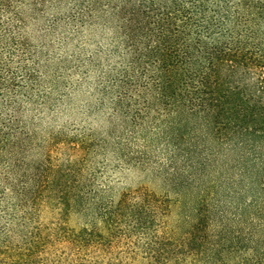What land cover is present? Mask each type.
<instances>
[{"label":"trees","instance_id":"obj_1","mask_svg":"<svg viewBox=\"0 0 264 264\" xmlns=\"http://www.w3.org/2000/svg\"><path fill=\"white\" fill-rule=\"evenodd\" d=\"M82 93L106 129L37 131ZM111 161L165 193L108 197ZM55 246L53 264H264V0H0V264Z\"/></svg>","mask_w":264,"mask_h":264},{"label":"rangeland","instance_id":"obj_2","mask_svg":"<svg viewBox=\"0 0 264 264\" xmlns=\"http://www.w3.org/2000/svg\"><path fill=\"white\" fill-rule=\"evenodd\" d=\"M88 100V94L82 93V95H78L75 102L76 107L74 109H65V111L60 116L52 121H50L49 118L42 119L37 124V131L40 134H44L48 131H53L56 129H64V131L67 132L66 130L80 129L88 126L98 131H101V129H106V125L108 122L103 120V115L91 117L87 115V113H85L86 101ZM115 165L116 164L111 161L107 171L98 175V184L108 185L111 190V192L109 193L111 196L108 197L116 199L118 195L125 189H132L141 184H146L149 189L158 194L165 193L166 190L164 189L162 182L158 179H151V177H147L145 174L148 172H127L123 170H117L115 168ZM170 198L171 208L168 218V224L170 227H173L176 224L177 218L182 211L180 210L181 206L179 202L174 200L175 197L171 196ZM66 221L70 227H78L85 221V218L75 213H71L67 217ZM140 245H142V242H140ZM119 246V251H123L125 247L130 249L131 244L129 240H124L119 244ZM69 256L70 252L68 250L64 249L62 246H55L44 251L40 256L39 261L43 264H53L55 261H57V259H68ZM122 257L126 256L123 254ZM141 257V254L138 255L136 260L132 261L131 264H146L145 259H142ZM184 263L205 264L203 260H194L193 258H191V256L185 257Z\"/></svg>","mask_w":264,"mask_h":264}]
</instances>
